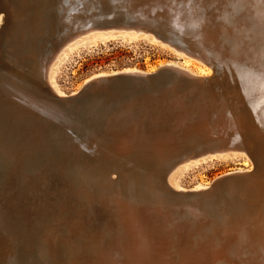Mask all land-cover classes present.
Wrapping results in <instances>:
<instances>
[{
  "label": "rangeland",
  "instance_id": "rangeland-1",
  "mask_svg": "<svg viewBox=\"0 0 264 264\" xmlns=\"http://www.w3.org/2000/svg\"><path fill=\"white\" fill-rule=\"evenodd\" d=\"M5 1L0 0V4ZM18 1H22V3ZM154 1H6L5 27L2 30V35L3 41L7 43L5 42L2 49L4 54L2 53V61L0 60V85L2 81L4 82L2 78L7 76L12 79L13 83L8 88L13 93H19L18 98L25 103L22 109L24 118L15 119L6 128H1L0 130V264H73L68 257H73L74 254L66 257L62 253L63 249L73 244H77L84 253L83 257L80 254L75 255L77 258H82L79 264H94L97 259L96 251H94L97 249L96 243H105V241L116 242L118 236L121 238L118 237L119 242H131V239H133L132 230L129 226L126 227L128 230V233H125L126 235H122L121 231L118 230L121 225L119 221V215L121 216V214L116 211V204H109L111 199L107 198L106 195L102 199V196L91 194L92 186L83 185L81 176L87 171L101 172V170L108 169V167L105 169L103 166L110 163L109 155L118 154L117 152H120L119 147L124 143V136L130 135L131 130L137 127L134 124L131 126L127 122L135 123L134 121H136L140 126H144L145 119L147 117L153 118V111L162 106L158 101H155V103L150 101L151 104L149 105L145 100L137 101L136 103L120 101L115 96V89L111 90L107 81L97 83L96 88L79 89V87L89 76L92 77L99 72L110 73L129 67L146 71L155 67L158 60L174 61L179 66H182L183 59L178 58L171 52L178 45H170L169 41L174 43V38H183L181 33L185 31L189 34L188 32L191 31L187 24H185L184 28L177 27V25L183 23L182 20L179 23L177 19L179 15V10L177 9L181 8L180 5L183 7L185 3L183 1L185 0H175L172 3L171 0L169 2L168 0ZM214 1L215 3L212 0H202L206 4L204 7L206 6V9L211 10L210 13L215 16L208 21L209 25L208 22L203 27L202 25L199 27L200 25L198 26L197 23L194 24L189 21L186 23L193 24L197 28L196 32H205V36H203L204 34L202 36L205 38V43L208 46L210 45L209 49H212L211 51L217 47V41H222V34L226 35L224 28L230 29V32H234L233 30L237 29L240 34L241 45H243L246 54L242 52L243 59L242 57L238 59L239 62L236 64L240 66L245 65L246 62L251 64V60H247L248 56L252 58V61H257L264 65V27L262 26L264 25L262 24L264 23V15H262L264 4L262 1ZM239 4L241 5L239 6ZM245 5H248V9ZM256 5L257 10L255 9ZM240 7L242 10H240ZM132 9L137 12L135 13ZM190 9L193 10L195 7L191 6L188 10ZM244 9H247L245 10L246 14ZM262 10L263 12H261ZM185 12L184 10V15H186ZM247 13L249 14L248 16ZM218 15L220 16L218 17ZM245 15L246 17H244ZM174 18L176 20H172ZM23 20H26L27 24H29L25 31H22L18 26L16 27V23H21ZM259 20L262 22H258ZM249 22L251 23L248 24ZM135 23L146 29V32L139 33L136 38H130L124 33L119 34L115 30L111 31L112 36L105 40L90 39L89 36L74 40L75 46L70 52L68 59L58 62L55 72V84L64 93L65 98L58 99L51 93L45 84L44 74L40 70L42 69L41 58L59 49L76 32L89 26H95L94 24L98 26L102 24L134 25ZM252 24H255V26H252ZM257 25L261 28H256ZM231 29L233 30L231 31ZM160 30L164 31L163 34L166 37L159 36ZM151 37L155 40L152 41ZM47 47H49V50L45 53L43 50H46L45 48ZM225 48L229 52V48ZM247 48L251 51L247 50ZM207 58L209 59L210 57ZM208 61L207 63H210L211 60L209 59ZM212 62L216 72L209 83L212 80L213 82L208 83L204 91L200 92L195 99H192L191 104L193 102L194 106L191 108L192 106L190 105L192 109H189L190 112L185 109L184 113L180 112L174 115L171 113V109H168L169 114L160 115V123L153 120V126L145 124L146 128L143 127L141 130L146 131L145 133L152 138L157 134L165 135V131L172 130L177 123L183 124V117L186 116L185 122L191 121L194 116L193 111L194 113H199V111L202 113L201 111L204 109L208 110L207 102H215L221 91L225 92V87L227 86V80H224L226 77L224 78L222 73L224 63L216 58H213ZM44 64L48 65V62H44ZM188 67L193 70L191 66ZM239 82L237 87L241 89L242 84L239 85ZM205 92L208 93L206 94ZM2 93L0 88V94ZM72 94H76L75 96L79 95L75 100L78 101L77 103H73L74 101L71 99L66 100V97ZM5 96L7 97V95ZM153 104H155L154 107ZM201 104L206 106V108L204 107L200 110ZM208 108L212 110V107ZM189 113H192V115H189ZM11 115L13 117L16 116L14 112ZM192 124L191 122L190 125ZM160 126H165V128L160 129ZM189 128L186 127V129ZM134 136L137 140L138 137ZM252 140L253 138L248 139L247 137L249 143H253L254 141ZM208 156L210 157V155ZM201 157L202 155H199L198 159ZM180 163L183 162L167 165L164 176L160 177V184L164 186L169 182L168 180L174 178L184 189L183 196L188 197L189 201L194 204L197 201L201 203H204L205 200L210 201L213 196L217 195L216 193L220 191V188L213 185L215 177L238 168H244L241 165L242 159H206L204 162L186 168ZM250 166L252 167L250 174L242 172L243 177L250 176L254 172L256 174V171H258V169H255V164ZM129 167H131V164ZM155 167H160V165ZM176 169H179V171H176ZM149 172L147 168H143L142 174L145 176ZM161 172L159 170L154 173V176H160ZM263 172H261L262 174H253V177H261ZM109 177L118 181V183L121 181L115 174H111ZM196 183L208 184V190L212 191L213 189L212 193L207 190L202 195L205 198L204 200L202 198L197 199L195 196L199 193L192 191ZM152 184L154 188H157L154 182ZM141 186L146 191V188L148 189L149 187L147 180L145 182L144 179ZM123 197L125 198V196ZM150 199H153V197ZM140 200L139 202H141ZM151 203L149 202V204ZM131 204H133V200ZM145 205L146 203L139 207L144 208ZM106 212L109 214L107 215ZM147 212L144 213L146 214ZM121 213L126 214L124 208ZM153 213L157 215L158 212L152 210V213H150L151 218L155 219L157 226L155 224H150V226H156L155 231L159 235L158 239H163V233L167 231L166 228L168 226L165 223L167 222L170 225L171 222L164 218L157 219ZM72 228L74 229L71 231ZM114 230L115 232H113ZM116 233L120 234L117 235ZM60 252L61 256L58 258L57 253ZM115 255V253L111 254L110 258L114 260L115 264H118V258Z\"/></svg>",
  "mask_w": 264,
  "mask_h": 264
},
{
  "label": "bare ground",
  "instance_id": "bare-ground-1",
  "mask_svg": "<svg viewBox=\"0 0 264 264\" xmlns=\"http://www.w3.org/2000/svg\"><path fill=\"white\" fill-rule=\"evenodd\" d=\"M6 1L3 4H0V60L4 51L2 49L6 42L3 41L2 35V30L5 27L4 13H6L5 9H7ZM212 1L215 3L214 0ZM261 1L264 4V0ZM18 2L22 3V1ZM172 2H175V0H171V3ZM183 3V7L180 5L181 8L177 9L179 10L177 19L179 20V23L181 20L183 23L177 25V27L184 28L185 24L189 25L191 30L188 32L189 34L185 31L181 34H183V40L190 41L193 49L191 46V48H189L191 50L186 53L185 51L187 49H182L177 46L171 51L178 58L183 59L182 66H179L178 63L174 61L158 60L155 67L146 71H140L129 67L110 73L99 72L93 76L91 75L92 77L89 76V78H87L79 87V89L96 88L97 83L99 84L109 81L112 76L127 73L151 74L152 72L154 73L157 68L165 66L177 68L194 77L210 78L211 80L216 72L215 67H213V58L224 63V66L222 65V73L226 79H222L227 80L225 92L221 91L220 93L219 91V99H216L218 101L207 102L208 107H212V110L207 107L208 110L204 109L201 111L202 113H200V111L199 113H194L193 111L192 113L194 116L191 121L184 122L183 124L176 122L177 124L172 130H164L165 135L157 134V138L156 136L152 138L143 130L142 136L138 137L137 140L135 136L131 134L124 136V143L119 147L120 152H117L118 154L109 155L111 159L110 163L103 166L105 169L108 167V169L104 171L101 170V172L84 171L85 174L81 176L82 184L87 187L92 186L90 191L91 194L100 197L102 196V199L107 196V198L109 197V199H111V203L109 202V204H116V211L121 214V216L119 215L121 225L118 227V230L121 231L122 235H126L128 233L126 227L129 226L132 230L133 236L131 242H124L123 240H121L123 242H119L118 237L120 238V236H118L116 242L105 241V243H96L95 245L97 246V249L94 251H96L97 259L94 264H115L114 260L110 258V255L113 253H115V256L118 258L117 259L114 256L115 259H117L118 264H264V126H262L264 124V65L257 61H252V58H249L248 56L247 60H251V64H248L247 62L245 65L241 66L236 64L239 62L238 59L241 57L243 59L242 52L246 54L243 45H241L239 39L240 34L237 29H231V31L233 30L234 32H230V29L224 28L226 35L223 33L222 41L216 42L217 47L213 50L216 53L211 51L212 49H209L210 45L208 46L207 43H205V38H203L205 32H200L201 34L196 32L197 28L193 26V24H188L186 22L197 23L198 26L200 25L199 27H201V25L203 27V25H206L214 15L210 13L211 10L206 9V6L204 7L206 4H204L202 0H185ZM241 4H239V6ZM217 5L220 6L219 4ZM191 6L195 7V9H193L194 11L192 9L188 10ZM246 8L248 9V5ZM247 9H244V11ZM249 9L251 10V8ZM255 9L257 10V5ZM184 10L186 11V15L183 14ZM240 10H242L241 7ZM263 10L261 12H263ZM132 11L135 13L137 12L135 9H132ZM214 12L216 13V11ZM19 14L21 15V13ZM248 15L249 14L247 13V16ZM262 15H264V12ZM219 16L220 15H218V17ZM244 17H246V15ZM172 20L176 19L174 18ZM214 20L216 19L214 18ZM168 22L170 23V21ZM227 22L229 21L227 20ZM258 22L262 21L259 20ZM250 23L251 22L248 24ZM128 24H102L98 26L94 24L95 26H89L76 32L71 39H68L59 49L52 54H47L44 58H41L40 64L42 69L40 70L44 74L45 84L48 86L51 93L58 99L65 98L64 93L55 84V72L58 62L68 59L70 52L75 46L74 40L83 36H89L90 39L105 40L110 38L112 36L111 31L115 30L118 31L119 34L124 33L130 38H136L139 33L146 32L145 27L140 26L137 23L134 25ZM17 26L20 27L22 31H25L26 27H29V24H27L26 20H23L21 23L17 22L16 27ZM252 26H255V24H252ZM262 26L264 27V25ZM71 27L74 28L75 26ZM257 27L258 25L256 28ZM111 28L116 29L112 30ZM260 30L262 31V29ZM259 33L261 34V32ZM151 40L154 41L155 39L151 37ZM245 45L247 44L245 43ZM194 47H200L202 51L208 54L207 57H210V63H207V60L203 61L200 58H197L194 55ZM225 47L229 48V52L226 51ZM247 50L250 49L247 48ZM44 62H48V65H45ZM188 66H191L193 70ZM7 73H9V71H7ZM2 80H4V82L2 81V84L0 85L1 92H3L0 94V130L1 128H6V126L10 125L15 119L24 118L22 109L23 104L25 103L18 98L20 95L19 93H13L8 88L13 83L12 79L6 76L5 78H2ZM238 81H240L239 85L242 84L241 89L237 87ZM212 82L213 80L210 83ZM100 86H102V84H100ZM5 95H7V97ZM75 95L76 94H72L71 96ZM249 98L251 99L249 100ZM252 98L254 99L252 100ZM67 99L73 98L66 97V100ZM192 104L191 108L194 106V104ZM206 106L201 104L200 110L204 107L206 108ZM12 112L16 114L15 117L11 115ZM159 113H161L160 115L169 114V112H163V109H161ZM192 113H189V115H192ZM189 115L187 116L189 117ZM191 122L193 123L192 125H190ZM139 127L140 130L143 129V127L139 125L136 127V130ZM182 127L184 129L190 127L189 129H191V131L189 132L193 133L192 135H194V137H184V135L189 134V132H185ZM164 128L165 126H160V129ZM201 129H203L202 134L200 131ZM247 137L248 139L253 138L252 141L254 142L249 143ZM149 138L150 141H148ZM80 145H82V143H80ZM199 155H202L200 159H198ZM208 155H210V157ZM206 156H208V158H206ZM206 159H242L241 165L244 168H238L215 177L213 179V185L219 186L218 188H220V191L217 192L215 190L217 195L213 196V199L210 201L205 200L204 203H201L200 201H197L195 204L190 202L188 197L183 196L184 189L174 178H171V180H168V183L161 186L160 179L164 176V171L167 165L181 161L183 163L180 164L186 168L204 162ZM130 164L131 167H129ZM251 164H255V169H258L256 174L263 172L261 177H253L255 172L250 176H242V172L250 174L252 168L250 166ZM156 165H160V167H155ZM143 168H147L150 171L145 176L142 174ZM159 170L162 171L160 176H154V173ZM176 171H179V169H176ZM111 174H115L118 179L121 180L120 183L111 179L109 177ZM144 179L145 182L147 180L149 184L146 191H144L141 186ZM152 182L156 184L157 188H154ZM208 188V184L196 183L192 191L199 193L195 196L197 199L202 198L204 200L205 198L202 197V195L208 190ZM147 193L152 195H147ZM123 196H125V198ZM151 197H153V199H150ZM142 198L144 199L140 200ZM132 200L133 204L136 205L131 204ZM139 200L142 203L139 202ZM149 202L151 204H149ZM145 203L146 205L144 208L139 207L143 206ZM123 208L125 209L126 214L121 213ZM152 210L158 212L157 215L153 213L157 219L164 218L171 222L170 225L167 222L165 223V225L168 226L166 228L167 231L163 233V239H158L159 235L155 231V227L157 226L156 221L155 219H152L150 215ZM144 212H147V215ZM108 214L109 213H107V215ZM150 224H155L156 226L152 227ZM73 229L74 228H72L71 231ZM113 232H115V230ZM73 245L63 249L62 253L65 254L66 257L74 254L73 257H68L69 261L73 264H79L82 258H77L75 255L80 254L83 257L84 253L79 249L77 244ZM256 246L258 247L256 248ZM57 256L59 258L61 252L57 253Z\"/></svg>",
  "mask_w": 264,
  "mask_h": 264
},
{
  "label": "water",
  "instance_id": "water-1",
  "mask_svg": "<svg viewBox=\"0 0 264 264\" xmlns=\"http://www.w3.org/2000/svg\"><path fill=\"white\" fill-rule=\"evenodd\" d=\"M164 31L160 30V37H166L163 34ZM168 35V34H167ZM171 36V35H170ZM172 37V36H171ZM174 43L169 41L170 45H178L180 48L187 49L185 52H189V48H191L192 44L190 41H185L180 38H174ZM195 48L194 55L197 58H200L203 61H206L207 55L201 48ZM43 50L45 53L48 52L49 47ZM193 49V46H192ZM190 54V53H188ZM206 62H209L208 60ZM210 78H199L189 75L188 73L179 70L174 67L165 66L156 70L155 73L151 74H142V73H127V74H119L116 76H112L111 81H107L109 88L115 89V96L120 101H131L136 103L137 101H147L146 103L151 104L150 101H158V103L162 106L163 112H168V109H171V113L176 115L179 112H185L184 109L189 111L192 99L196 98L200 92L204 91L205 87L208 86V81ZM105 92V91H103ZM79 96V95H78ZM78 96H69L73 98V103H77L75 101ZM82 97V95H81ZM80 97V98H81ZM149 101V102H148ZM152 106V105H150ZM155 104H153V107ZM140 109L139 107H136ZM135 108V109H136ZM159 108V109H161ZM153 111V118L147 117L145 119L142 127L146 128L145 124L153 126V120H156L160 123V114L158 110ZM137 113V112H136ZM186 117V116H185ZM185 117L182 118V123L185 121ZM130 123L129 125L139 126L140 124ZM185 132L191 131V129H184ZM201 134L203 133V129L200 130ZM135 133V134H134ZM193 133L189 132V134L184 135L190 136V138L194 137ZM131 135H136V137L142 136V130L140 127L136 130H131ZM196 137V136H195ZM199 138V136H198ZM150 141V138L149 140Z\"/></svg>",
  "mask_w": 264,
  "mask_h": 264
}]
</instances>
